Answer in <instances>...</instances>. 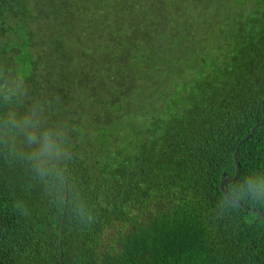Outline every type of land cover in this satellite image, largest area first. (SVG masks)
<instances>
[{"label": "trees", "instance_id": "trees-1", "mask_svg": "<svg viewBox=\"0 0 264 264\" xmlns=\"http://www.w3.org/2000/svg\"><path fill=\"white\" fill-rule=\"evenodd\" d=\"M33 109L67 156L41 178L0 123V264H264V126L242 206L219 188L264 122V0H0V114Z\"/></svg>", "mask_w": 264, "mask_h": 264}, {"label": "clouds", "instance_id": "clouds-1", "mask_svg": "<svg viewBox=\"0 0 264 264\" xmlns=\"http://www.w3.org/2000/svg\"><path fill=\"white\" fill-rule=\"evenodd\" d=\"M5 100L11 99L13 92L12 86L5 84ZM19 89L17 88V91ZM0 123L6 133L22 135L27 143L28 152L26 162L31 165L32 170L41 178L50 177L55 168L51 163L53 160H59L60 157L67 156V150L54 138V133L45 129L39 132L40 121L36 118V110L20 115L19 113L6 110L0 114ZM60 173H57L59 177ZM249 189L261 200H264V182L248 184ZM258 206H264L261 203Z\"/></svg>", "mask_w": 264, "mask_h": 264}, {"label": "water", "instance_id": "water-1", "mask_svg": "<svg viewBox=\"0 0 264 264\" xmlns=\"http://www.w3.org/2000/svg\"><path fill=\"white\" fill-rule=\"evenodd\" d=\"M260 126H264V122L262 123H258L256 125H254L251 129H250V132L244 136L236 145V148H235V151H234V160H235V166H236V172L234 174L233 177L231 178H223L221 181H220V184H219V188L221 190V192L223 193L225 199L232 203V204H236V205H239V206H242V203L241 201L237 200V199H234V198H231L228 193H227V190H226V184L227 183H230V182H233L235 181L239 174H240V164L238 162V159H237V150H238V147L241 143H243L245 140H247L254 132L255 130L260 127ZM245 210H250V211H255L256 213H258L263 219H264V212L261 211V210H257V209H248V208H245L243 207ZM62 256V254H60V257ZM60 264H63L62 261H60Z\"/></svg>", "mask_w": 264, "mask_h": 264}, {"label": "rangeland", "instance_id": "rangeland-1", "mask_svg": "<svg viewBox=\"0 0 264 264\" xmlns=\"http://www.w3.org/2000/svg\"><path fill=\"white\" fill-rule=\"evenodd\" d=\"M110 231H111V234H115L117 232V229H112Z\"/></svg>", "mask_w": 264, "mask_h": 264}]
</instances>
